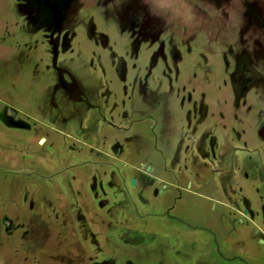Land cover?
<instances>
[{"label": "rangeland", "instance_id": "374dc122", "mask_svg": "<svg viewBox=\"0 0 264 264\" xmlns=\"http://www.w3.org/2000/svg\"><path fill=\"white\" fill-rule=\"evenodd\" d=\"M243 7L173 37L140 0H0V264H264V0Z\"/></svg>", "mask_w": 264, "mask_h": 264}, {"label": "clouds", "instance_id": "9594fccd", "mask_svg": "<svg viewBox=\"0 0 264 264\" xmlns=\"http://www.w3.org/2000/svg\"><path fill=\"white\" fill-rule=\"evenodd\" d=\"M140 3L148 16L160 22L161 31L173 37L199 35L221 23L234 27V20L241 21L244 11L243 0H228L219 9L208 0H140ZM250 36L256 39L259 34H245L248 44L252 43Z\"/></svg>", "mask_w": 264, "mask_h": 264}]
</instances>
